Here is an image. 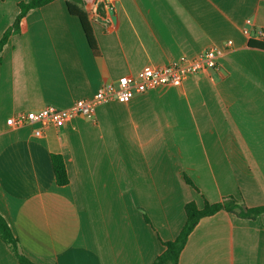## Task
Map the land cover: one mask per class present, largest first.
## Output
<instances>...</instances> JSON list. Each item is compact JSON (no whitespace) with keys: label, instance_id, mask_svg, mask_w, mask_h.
<instances>
[{"label":"crops","instance_id":"1","mask_svg":"<svg viewBox=\"0 0 264 264\" xmlns=\"http://www.w3.org/2000/svg\"><path fill=\"white\" fill-rule=\"evenodd\" d=\"M28 1L0 0V39ZM84 2L96 53L66 0L27 13L0 51V215L20 252L34 264H152L183 227L186 203L264 206V50L249 45L264 42V0H114L102 11L101 0ZM228 41L218 70L99 105L93 120L41 137L6 124ZM263 220L202 219L178 264H264ZM0 264H19L1 239Z\"/></svg>","mask_w":264,"mask_h":264},{"label":"built area","instance_id":"2","mask_svg":"<svg viewBox=\"0 0 264 264\" xmlns=\"http://www.w3.org/2000/svg\"><path fill=\"white\" fill-rule=\"evenodd\" d=\"M114 0H101L104 9L110 8ZM249 25L250 21L245 22ZM248 35L249 30H244ZM263 34L260 33V37ZM232 46L226 42L224 47H210L193 58L181 57L160 67H144L137 75L120 77L116 85L105 84L92 98L76 100L69 108L59 109L47 106L37 112H19L7 119L10 128L37 126L33 135L41 137L44 130L57 128L77 117L93 120L97 106L117 101L127 103L134 96L144 94L159 86L180 87L189 76L205 71L218 70V60Z\"/></svg>","mask_w":264,"mask_h":264},{"label":"trees","instance_id":"3","mask_svg":"<svg viewBox=\"0 0 264 264\" xmlns=\"http://www.w3.org/2000/svg\"><path fill=\"white\" fill-rule=\"evenodd\" d=\"M53 1L55 0H30L28 2L19 3V14L17 15L13 25L3 34L0 39V51L7 43L11 35L20 32L21 22L27 13L32 10L44 7ZM66 1L69 14L79 19L89 46L93 52L96 53L97 48L95 40L83 9L85 5L84 0ZM102 9H104L103 4H101L99 7L100 11H102ZM249 45L250 47L264 50V42L262 41L255 42L250 40ZM50 160L56 184L60 187L66 186L69 183V179L64 159L58 154H53L50 156ZM184 180L187 185L198 191L187 176L184 177ZM219 212H227L241 221H256L259 218L264 219V206L250 208L247 207L243 201H238L234 198H226L223 201L216 203L204 201V204L201 208H199L194 202L186 203L184 205L185 223L183 227L174 240L161 242L164 250L153 260L152 264H178L180 254L194 228L202 219L214 216ZM145 221L149 224V220L146 216ZM262 226L264 228V220L262 221ZM0 239L9 247L19 264H34L20 252L18 240L14 237L11 229L7 225V222L1 215Z\"/></svg>","mask_w":264,"mask_h":264}]
</instances>
